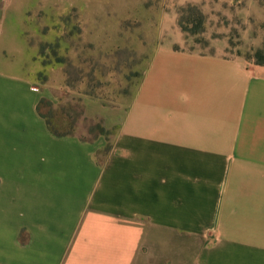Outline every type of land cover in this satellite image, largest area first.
<instances>
[{
  "label": "crops",
  "instance_id": "crops-1",
  "mask_svg": "<svg viewBox=\"0 0 264 264\" xmlns=\"http://www.w3.org/2000/svg\"><path fill=\"white\" fill-rule=\"evenodd\" d=\"M174 44L127 109L95 115L117 127L101 160L0 72V264H264V67Z\"/></svg>",
  "mask_w": 264,
  "mask_h": 264
},
{
  "label": "rangeland",
  "instance_id": "rangeland-1",
  "mask_svg": "<svg viewBox=\"0 0 264 264\" xmlns=\"http://www.w3.org/2000/svg\"><path fill=\"white\" fill-rule=\"evenodd\" d=\"M166 37L174 50L220 52L264 67V0H9L0 72L31 82L57 132L101 139V160L117 127L95 115L129 107Z\"/></svg>",
  "mask_w": 264,
  "mask_h": 264
},
{
  "label": "trees",
  "instance_id": "trees-1",
  "mask_svg": "<svg viewBox=\"0 0 264 264\" xmlns=\"http://www.w3.org/2000/svg\"><path fill=\"white\" fill-rule=\"evenodd\" d=\"M198 16H199V20H198V21L201 22L202 16H201L200 14H199ZM184 31H185V30H184ZM175 50H176V49H175ZM258 65H261V63H258ZM261 66H262V65H261ZM42 102H43V100H40V101L38 102V104H37V106H36V111H37L38 115H39V116L45 121V124H46V127H47L48 131H49L53 136H55V137H65V136H71V135H73V134H62V133L57 132V130L55 129L54 125H52V124L46 119V117L41 113L40 108H41V104H42ZM116 131H117V130H116ZM107 132H108V130H106V129L102 128V127L99 128V135H100V136H105ZM116 134H117V132H116ZM109 150H110V148H107V149L105 150V153L107 154V153L109 152Z\"/></svg>",
  "mask_w": 264,
  "mask_h": 264
}]
</instances>
